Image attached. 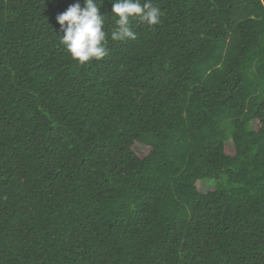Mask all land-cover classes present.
Listing matches in <instances>:
<instances>
[{"label": "trees", "instance_id": "trees-1", "mask_svg": "<svg viewBox=\"0 0 264 264\" xmlns=\"http://www.w3.org/2000/svg\"><path fill=\"white\" fill-rule=\"evenodd\" d=\"M75 2L0 0V264H264V0H152L84 65Z\"/></svg>", "mask_w": 264, "mask_h": 264}, {"label": "clouds", "instance_id": "clouds-1", "mask_svg": "<svg viewBox=\"0 0 264 264\" xmlns=\"http://www.w3.org/2000/svg\"><path fill=\"white\" fill-rule=\"evenodd\" d=\"M104 0H79L69 5L56 16L60 26L59 43L71 58L84 65L92 60H101L108 55V39L124 42L136 39L132 21L149 27L161 22L162 11L152 0H111V13L115 17L114 26L105 30V15L100 13Z\"/></svg>", "mask_w": 264, "mask_h": 264}, {"label": "rangeland", "instance_id": "rangeland-1", "mask_svg": "<svg viewBox=\"0 0 264 264\" xmlns=\"http://www.w3.org/2000/svg\"><path fill=\"white\" fill-rule=\"evenodd\" d=\"M139 154L142 155V151H140Z\"/></svg>", "mask_w": 264, "mask_h": 264}]
</instances>
